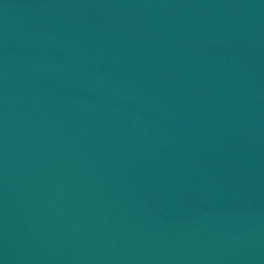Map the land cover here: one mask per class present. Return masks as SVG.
I'll list each match as a JSON object with an SVG mask.
<instances>
[{
    "label": "water",
    "instance_id": "water-1",
    "mask_svg": "<svg viewBox=\"0 0 264 264\" xmlns=\"http://www.w3.org/2000/svg\"><path fill=\"white\" fill-rule=\"evenodd\" d=\"M0 264H264V0H0Z\"/></svg>",
    "mask_w": 264,
    "mask_h": 264
}]
</instances>
